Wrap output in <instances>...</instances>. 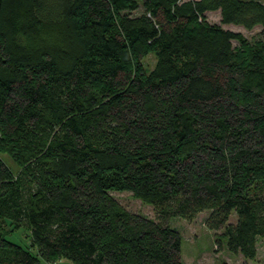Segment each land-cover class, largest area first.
Masks as SVG:
<instances>
[{"label": "trees", "instance_id": "16d2710c", "mask_svg": "<svg viewBox=\"0 0 264 264\" xmlns=\"http://www.w3.org/2000/svg\"><path fill=\"white\" fill-rule=\"evenodd\" d=\"M181 1L0 0V264H183L169 222L204 211L230 252L257 256L264 1ZM4 222L32 246L10 241Z\"/></svg>", "mask_w": 264, "mask_h": 264}, {"label": "rangeland", "instance_id": "374dc122", "mask_svg": "<svg viewBox=\"0 0 264 264\" xmlns=\"http://www.w3.org/2000/svg\"><path fill=\"white\" fill-rule=\"evenodd\" d=\"M191 0H182L180 3H188ZM264 1V0H262ZM141 12V10L139 11ZM209 22L221 24L224 28L242 33L251 43L260 41L261 27L253 30H246L242 26L223 25L220 12H210L207 16ZM238 41L234 42V47H239ZM157 57L150 54L143 59V67L151 73L157 65ZM7 163L15 170L18 167L7 155H3ZM111 194L128 211L159 221L160 217L155 207L145 203L132 192L113 191ZM210 211L199 213L194 219L188 220L180 217L172 218L170 225L176 228L183 237L182 257L183 264H264V237L257 240V256L254 259L244 257L242 254H234L228 249V238L225 230H214L209 226ZM238 216L233 213L229 223L236 225ZM3 228L8 239L24 247H31V238L28 229L17 227L15 224L4 222ZM53 264H75L69 260H60Z\"/></svg>", "mask_w": 264, "mask_h": 264}]
</instances>
